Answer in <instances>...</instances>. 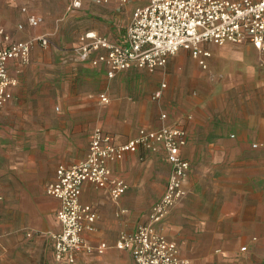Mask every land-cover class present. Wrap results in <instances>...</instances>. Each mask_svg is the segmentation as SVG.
Wrapping results in <instances>:
<instances>
[{"label":"crops","instance_id":"0c3cea01","mask_svg":"<svg viewBox=\"0 0 264 264\" xmlns=\"http://www.w3.org/2000/svg\"><path fill=\"white\" fill-rule=\"evenodd\" d=\"M19 1V9L26 4L31 12L40 15L29 6L27 0ZM142 3V0H131L124 5L118 2L100 5L91 0H83L82 7L67 16L73 22H88V29L82 28L80 34L89 30L119 43L126 38L134 8ZM22 15L23 21L20 23L26 20V16ZM42 25L35 29L25 25L22 31L17 30L24 32L28 28L31 33L27 37L20 35L17 38L19 33L16 36L12 34L16 39L27 40L42 34ZM75 41L77 38L74 36L66 45ZM203 47L210 52L205 69L188 51L180 50L169 57L163 68L153 73L133 68L118 73L112 79L108 78L103 65L94 67L89 62L77 65L63 63L58 61L60 54L42 49L38 44L31 49L29 64L23 66L17 62L9 63V74L18 78V84L13 89V98L2 109H9L14 105L24 86L40 82L46 85L40 89L57 88L62 93L58 97V103L64 123L68 121L65 106L73 107L74 111L70 112L73 126L67 122L68 125L64 124L59 130L40 132L38 138H32L31 133H27L22 161L14 162L7 169L8 178L12 181L11 194L14 196L9 201L13 203L10 212L13 213L12 221L17 224L11 230L12 237L2 248L5 249V254L13 252L18 256L24 255L38 260L42 257L55 260L52 235L61 229L56 218L60 200L49 196L46 187L55 180L59 166H71L86 157L90 142L89 132L92 133L96 126L110 134L115 144L127 142L141 128L157 129L164 124L184 128L187 140H191L197 136L207 138L208 135L201 130L209 129L208 125L218 124L223 117L226 120L225 116L230 115L233 116L231 126L241 132L238 137L256 138L259 142L253 143L251 149H264V114L261 113L264 109V52L252 44L226 43L219 46L205 43ZM140 73L148 75V86L143 83V79L136 80L135 90L129 91L127 85L120 83L127 76H138ZM37 75L40 76L39 80ZM91 79L100 85L91 87ZM192 83L197 84L200 93L198 98L190 95ZM161 84H166V87L161 97L154 98ZM239 91L244 93L242 97L246 100H260V104L255 106L250 102L249 106L253 111L246 106L247 112H239L240 104L225 100L234 98V92ZM100 93L109 97V103L100 102ZM162 113L167 114L166 119L160 117ZM76 119L86 124V136L77 129L78 123L73 122ZM212 129L215 133L210 138L220 140L228 135L226 126ZM187 149L186 144L183 155L188 159ZM218 151L232 152L239 156L243 149H213L212 152ZM225 163L199 164L194 166L198 167V171L190 166L183 184L185 193L182 200L171 208L159 225L164 236L177 245L178 232L186 239L191 238L196 230L205 229L206 220L209 218L208 211L211 209L217 212L215 218L218 215L220 218L233 220L232 226L237 228L234 231L242 235L246 232L240 229L248 226V218L255 220L264 214V195L251 194L253 186L245 167L246 162L236 160L234 165L226 161ZM111 167L114 174L122 177L128 184V189L119 200H112L107 190L92 184L85 183L82 186L81 202L91 205L97 212L95 230L84 233L90 244L95 239H99L97 244L114 243L120 233H132L139 225L146 223L152 206L165 191L170 174V164L163 149L156 152L141 149L137 153L127 154ZM218 171L223 173L216 174ZM208 179L214 186L224 183V188L228 190L234 187L235 194H225L221 208H209L206 187ZM0 195L1 202L4 196L1 192ZM0 228L4 232L1 225ZM169 228L174 229V232ZM240 240V249L246 246L245 251L256 241L248 237H241ZM178 248L180 255L189 258L192 264H205V257L192 254L190 249L183 251L179 245Z\"/></svg>","mask_w":264,"mask_h":264},{"label":"built area","instance_id":"2783aa9c","mask_svg":"<svg viewBox=\"0 0 264 264\" xmlns=\"http://www.w3.org/2000/svg\"><path fill=\"white\" fill-rule=\"evenodd\" d=\"M91 1L100 5L109 2L124 5L131 0ZM142 1L132 12L123 42H112L93 31L86 32L80 38V59L94 67L105 66L108 78L112 79L133 68L153 73L180 50L188 51L205 69L210 56L203 47L205 43L252 44L264 52V0ZM82 5L83 0H69V9L76 10ZM20 10L26 20L18 24L17 30L22 31L25 25L34 29L42 25L43 17L31 12L26 4ZM35 44L47 47L49 38L38 34L27 40L16 39L11 32L0 28V108L13 98V89L18 84V78L9 74V63L29 64ZM100 50L103 51L91 58V52ZM165 87L166 84H161L154 98L161 97ZM98 97L101 103H109L105 93ZM161 118L166 119L167 114L162 113ZM186 141L184 128L164 124L157 129L141 128L127 142L115 144L110 134L96 126L90 135L86 157L71 166H59L55 180L46 187L49 196L60 200L56 218L61 229L52 235L55 260L61 264H77L79 254L101 253L108 248L105 242L92 245L84 236L95 230L97 212L81 202L82 186L89 183L105 189L117 201L125 194L128 184L114 174L112 164L141 149L151 152L163 149L171 169L162 197L152 206L148 221L132 233H120L114 246L129 253L133 264H192L189 258L180 255L178 245L159 230L171 208L184 196L183 184L190 168L182 155ZM246 249V246L241 248Z\"/></svg>","mask_w":264,"mask_h":264},{"label":"rangeland","instance_id":"374dc122","mask_svg":"<svg viewBox=\"0 0 264 264\" xmlns=\"http://www.w3.org/2000/svg\"><path fill=\"white\" fill-rule=\"evenodd\" d=\"M27 1L29 6L39 12L43 17L44 23L40 31L49 38L47 47H43L39 44L38 46L42 47V49L52 51L55 54H60L58 61L63 63L74 65L86 63V61L84 62L80 59L78 50L81 45V36L89 32L88 30L80 34V30L88 29V22H73L69 16H67L74 11L73 9H69V1ZM19 4V0H0V28L2 27L8 30L15 36L19 33L17 38H20V35L27 37L31 33L28 28H26L24 32L17 31L16 26L23 21V15L19 9ZM45 18H47V20ZM74 36L77 38V41L71 45H66L70 41V38ZM59 41L62 42L60 43ZM93 54L96 55L95 52H91L90 56ZM141 74L142 73L138 76H134V74L127 76L120 83L127 85L129 91L135 90L136 80L143 79V83L148 86L150 81L147 77L148 75L142 74L141 76ZM27 78L29 79V75ZM31 78L32 77H30V79ZM36 78L39 80L40 76L37 75ZM89 84L91 87L100 85L95 83V80L92 79L89 80ZM192 86L193 89L190 91V95L194 96V98H198L200 93L197 89V84L192 83ZM40 87H46V85L36 82L32 83L31 86H24L18 93L14 105L9 109L0 108V192L4 196V200L0 202V225L4 231L2 232L0 228V264H61L53 258L48 259L42 257L38 260L28 258L24 255L18 256L17 253L15 254L13 252L5 254V249H2L8 243L7 240L12 237L11 230H14L17 224L12 221L13 213L10 212L13 203L9 201L14 196L11 194L12 181L8 178L9 172L7 169L9 166H12L14 162L20 163L22 161L23 152L26 149L24 141L27 133L30 132L32 138H38L40 132L44 130H59V127H62L64 124L67 126V122L73 126L71 122L72 117L70 115V112L74 111L73 107L65 106L66 120L68 121L64 123L63 118H61L62 110L58 103V97L61 96L62 93L59 92L57 88H45V90H43L42 88L40 89ZM234 93V98L225 100L228 102L234 101L236 105L240 104L239 112H247L248 109H246V106L253 111L254 109L249 106L250 102H253L255 106L260 104V100L253 99V101H251L243 98L242 95L244 93L242 91ZM67 100L64 99V101ZM261 113L264 114V109ZM67 115H70V117H67ZM240 115L241 114H239V116ZM225 118L226 120L223 117V120L218 124L208 125V127H210L209 129L201 130L208 135L207 138L197 136L191 140H187L188 159L183 155L184 147L182 149L183 157L189 162L190 166L192 165L193 168H195V170H197L198 167L194 166H198L199 164L225 163L226 161L234 165L236 160H244L246 162L245 167L248 169L249 180H252L253 189L251 190V194L264 195V149L252 150L251 145L259 142V140L256 138H239L238 134L240 135L241 132H237L235 127L231 126L230 121L233 116L227 115ZM73 122L78 123L79 128L77 129H79L80 133H85L86 136V124L78 121V119ZM224 125L227 127L228 131V135L225 139L218 140L210 138V135L215 133V130L213 131L212 128H224ZM89 133L91 134V132ZM226 148H242L243 152L239 156L232 152H212L213 149L223 150ZM208 170L210 169L208 168ZM219 173L222 174L223 172L218 171L216 174ZM188 174L189 171L187 177ZM206 183L209 208H221L222 202L226 196L225 194H235L233 191L234 187L228 190L224 188V183H219L220 186H214L209 179ZM0 199H2L1 195ZM216 213L217 212L213 209L209 210V218L206 220L205 229L202 231L196 230L191 238L186 239L185 236L181 235V232H178L176 234V241L180 249L186 252L190 249L192 254L205 257V264H264V214L259 218L256 217L257 219L255 220L248 218V226H242L240 229L246 232L242 235L234 231L237 228L232 226L233 220L220 218L218 215L215 218L214 216ZM169 229L174 232V229ZM241 237H248V239L252 238L256 240L248 251H241ZM95 240L96 241L93 240V243L98 242L99 239ZM93 243L91 244L95 245ZM114 243H107L109 245L108 248L101 253L90 252L79 254L77 257V264H133L131 256L126 251L117 249ZM237 243H239L238 246ZM237 247L238 249H236ZM222 248L228 249V251H224ZM217 250L220 251L217 252Z\"/></svg>","mask_w":264,"mask_h":264}]
</instances>
